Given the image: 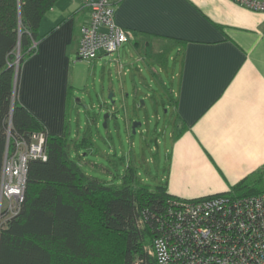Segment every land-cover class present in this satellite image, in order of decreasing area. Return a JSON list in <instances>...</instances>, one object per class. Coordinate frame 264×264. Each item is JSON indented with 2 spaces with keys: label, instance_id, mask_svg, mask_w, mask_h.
<instances>
[{
  "label": "crops",
  "instance_id": "obj_1",
  "mask_svg": "<svg viewBox=\"0 0 264 264\" xmlns=\"http://www.w3.org/2000/svg\"><path fill=\"white\" fill-rule=\"evenodd\" d=\"M89 17L87 0H57L41 20L36 52L19 69L15 95L51 135L69 125ZM114 18L130 38L116 56L96 61L112 56L118 77L135 69L142 84L157 83L174 117L159 172L148 168L141 178L166 180L170 195L189 200L227 193L263 170L264 13L231 0H121ZM169 52L174 68L164 57Z\"/></svg>",
  "mask_w": 264,
  "mask_h": 264
},
{
  "label": "trees",
  "instance_id": "obj_2",
  "mask_svg": "<svg viewBox=\"0 0 264 264\" xmlns=\"http://www.w3.org/2000/svg\"><path fill=\"white\" fill-rule=\"evenodd\" d=\"M56 2L0 0V181L6 149L16 141L44 131L48 153L47 160L28 162L18 212H3L0 264H154L148 247L179 199L169 194L167 181L143 180L133 162L120 183L87 174L71 157L68 130L49 134L15 95L16 67L36 52L41 20ZM86 140L92 143L88 136L80 142ZM260 192L264 169L221 194Z\"/></svg>",
  "mask_w": 264,
  "mask_h": 264
},
{
  "label": "built area",
  "instance_id": "obj_3",
  "mask_svg": "<svg viewBox=\"0 0 264 264\" xmlns=\"http://www.w3.org/2000/svg\"><path fill=\"white\" fill-rule=\"evenodd\" d=\"M120 1L87 0L90 17L81 27L78 59L113 55L129 40L130 33L114 18ZM231 1L264 13V0ZM46 142L47 134L35 131L7 147L0 181V224L3 212L14 215L21 207L28 162L47 160ZM167 212L148 248L154 264H264V192L176 199Z\"/></svg>",
  "mask_w": 264,
  "mask_h": 264
},
{
  "label": "rangeland",
  "instance_id": "obj_4",
  "mask_svg": "<svg viewBox=\"0 0 264 264\" xmlns=\"http://www.w3.org/2000/svg\"><path fill=\"white\" fill-rule=\"evenodd\" d=\"M172 53L164 56L170 68L175 67L170 59ZM112 56L105 57L108 62L104 65L96 59L77 60L78 79L70 98L67 132L71 157L82 169L116 184L120 183V176L131 159L138 164L143 179L148 168L154 174L159 172L156 160L163 162L165 159L174 125L172 110L163 106L162 99L166 97L160 86L142 84L135 69L118 77V64ZM16 73L18 76L17 67ZM159 75L170 83L166 72L159 71ZM107 113L109 116L105 117ZM134 122H141L135 133ZM85 136L91 137L93 144L80 142ZM159 168H163V163Z\"/></svg>",
  "mask_w": 264,
  "mask_h": 264
},
{
  "label": "water",
  "instance_id": "obj_5",
  "mask_svg": "<svg viewBox=\"0 0 264 264\" xmlns=\"http://www.w3.org/2000/svg\"><path fill=\"white\" fill-rule=\"evenodd\" d=\"M16 77H17V73H16ZM109 116V114L107 113L106 115H105V117H108ZM141 124V122H134V125H133V133H135L136 132V127H137V125H140Z\"/></svg>",
  "mask_w": 264,
  "mask_h": 264
}]
</instances>
